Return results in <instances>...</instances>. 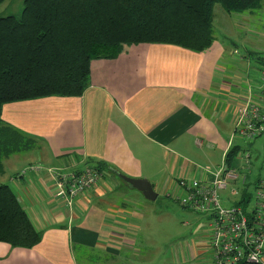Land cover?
I'll return each mask as SVG.
<instances>
[{"label": "crops", "instance_id": "0c3cea01", "mask_svg": "<svg viewBox=\"0 0 264 264\" xmlns=\"http://www.w3.org/2000/svg\"><path fill=\"white\" fill-rule=\"evenodd\" d=\"M140 48V60L96 61L81 96L3 106V121L38 141L28 151L26 168L102 166L104 178L67 208L48 171H30L35 180L16 172L13 190L40 239L32 247L0 241V264H84V250L137 264L144 250L138 206L146 198L117 182L115 171L147 178L158 196L171 197L177 178L202 175V169L227 161L236 104L255 81L250 70L255 51L242 57L248 63L244 73V63L238 67L219 42L203 52L162 43ZM11 157L0 179L6 163L15 164ZM206 234L178 248L173 263L211 264Z\"/></svg>", "mask_w": 264, "mask_h": 264}, {"label": "trees", "instance_id": "16d2710c", "mask_svg": "<svg viewBox=\"0 0 264 264\" xmlns=\"http://www.w3.org/2000/svg\"><path fill=\"white\" fill-rule=\"evenodd\" d=\"M218 3L231 15L256 11L263 0H24L20 16L0 17V175L7 157L32 149L21 147V135L34 139L3 121L5 104L81 96L89 86L93 64L117 57L126 43L174 44L203 52L212 46ZM256 60L260 71L264 58ZM241 146L232 144L229 166L237 165ZM251 175L252 170L244 184H237L243 190L236 202L245 209L252 200L250 189L261 177L252 181ZM39 239L13 188L0 182V241L32 247Z\"/></svg>", "mask_w": 264, "mask_h": 264}, {"label": "built area", "instance_id": "2783aa9c", "mask_svg": "<svg viewBox=\"0 0 264 264\" xmlns=\"http://www.w3.org/2000/svg\"><path fill=\"white\" fill-rule=\"evenodd\" d=\"M231 145L242 143L237 165L224 161L214 170L202 169V175L177 178L172 198L185 210L203 215L207 227V248L212 255L211 264H264V178L252 187L253 206H226L222 192L230 188L232 195L241 196L239 181L246 182L252 170L250 143L264 133V65L257 79L236 104ZM29 171L42 173L41 168L29 167ZM58 192L67 208L75 207L79 196L90 193L102 181L103 172L95 167L82 170L49 169ZM250 203V204H251Z\"/></svg>", "mask_w": 264, "mask_h": 264}, {"label": "rangeland", "instance_id": "374dc122", "mask_svg": "<svg viewBox=\"0 0 264 264\" xmlns=\"http://www.w3.org/2000/svg\"><path fill=\"white\" fill-rule=\"evenodd\" d=\"M263 5L264 0L260 9L231 14L229 16H231L232 19L226 16V14L229 13H225L226 11L222 9L219 3L215 5L213 11L212 24L214 39L212 46L217 42L225 44L228 48L227 53L231 61H238V67H241L240 64L244 63V73L248 69V63L242 60V57L246 55V51L249 49L255 51L254 56L251 58L252 64H250L252 65L250 70H252L251 76L253 80L257 79L260 68L259 62L258 64L256 63V57L260 56L264 58ZM23 9L24 0H6L0 4V17L8 15L20 16ZM143 45L144 44H123L119 49L117 57L112 59L103 58L97 61H114L121 56L130 59V61L140 60L143 52L140 47ZM0 125H2L1 122ZM21 136L22 143H20V145L24 147L23 149H25V147L27 149H34L39 145L38 141L23 135ZM249 147L254 161L251 179L253 181L258 176L264 178V135L255 141L252 147ZM15 155H18V157H13ZM11 156H9V158L11 157L13 161L16 159V161H14L15 164L11 163V160L6 163V173L0 181L9 184L13 188L14 184L12 180L15 178L14 174L16 172H18V174L16 173L17 176L27 172L24 179L32 178L35 180L32 174H30L29 169L26 168V164L28 163V159L26 158V156H28V151L13 153ZM33 167L41 168V172L55 169L49 167L46 170L44 166L40 164H34ZM116 180L120 182L121 185L127 184L130 188H133L132 185L124 183L117 176ZM222 200L226 206H230L238 200V197L232 195L229 188L222 192ZM253 205L254 202L250 204V206ZM138 209L141 211V217L138 222L139 230H142L140 237L143 246L141 247L144 250L142 251L141 259L137 260V264H168L169 262L170 264H176L173 263V260H175L176 252L179 253L178 248L190 245L192 242L202 238L205 232L204 229L207 227L203 215L185 210L171 197L159 195L156 200L144 199V201L139 204ZM84 254V264H118L116 261L106 260V258L103 257L104 253L101 251L84 250Z\"/></svg>", "mask_w": 264, "mask_h": 264}, {"label": "water", "instance_id": "95a60500", "mask_svg": "<svg viewBox=\"0 0 264 264\" xmlns=\"http://www.w3.org/2000/svg\"><path fill=\"white\" fill-rule=\"evenodd\" d=\"M115 173L126 183L132 185L133 188L141 191L144 197L148 200H156L158 198V193L155 191L152 183L147 178H131L119 171Z\"/></svg>", "mask_w": 264, "mask_h": 264}]
</instances>
